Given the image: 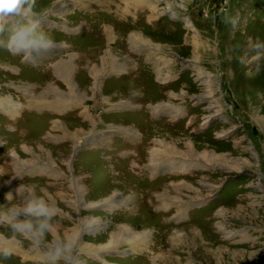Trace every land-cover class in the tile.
<instances>
[{
	"label": "rangeland",
	"instance_id": "rangeland-1",
	"mask_svg": "<svg viewBox=\"0 0 264 264\" xmlns=\"http://www.w3.org/2000/svg\"><path fill=\"white\" fill-rule=\"evenodd\" d=\"M78 1L35 0L53 47H0V203L45 188L58 231L82 232L75 264H264V0ZM71 55L72 85L54 68ZM125 226L148 231L147 248L110 243ZM10 246L0 264H42L27 239Z\"/></svg>",
	"mask_w": 264,
	"mask_h": 264
},
{
	"label": "clouds",
	"instance_id": "clouds-1",
	"mask_svg": "<svg viewBox=\"0 0 264 264\" xmlns=\"http://www.w3.org/2000/svg\"><path fill=\"white\" fill-rule=\"evenodd\" d=\"M34 2L0 0V18H14L6 28L0 27V47L12 54L27 53L32 56L33 50H47L54 46L51 34L33 11ZM232 22L235 23L234 20ZM261 47L264 43L255 44L256 49ZM24 174L16 172L14 175ZM5 200L8 203H0V226L7 232L0 234V256H11L14 249L10 245L18 237H23L39 253L42 264H75L73 253L82 232L78 234L69 229L62 233L58 231L54 219L61 214V209L45 188L20 183L15 195L11 190L5 193Z\"/></svg>",
	"mask_w": 264,
	"mask_h": 264
},
{
	"label": "bare ground",
	"instance_id": "bare-ground-1",
	"mask_svg": "<svg viewBox=\"0 0 264 264\" xmlns=\"http://www.w3.org/2000/svg\"><path fill=\"white\" fill-rule=\"evenodd\" d=\"M86 1H84V0H79L78 1V3L79 4H84ZM87 3V2H86ZM85 3V4H86ZM108 1H106L105 0V4L106 5H108ZM110 5V4H109ZM102 6H104V5H102ZM34 11V10H33ZM35 12V11H34ZM136 18V17H135ZM104 25H106V24H104ZM104 29V28H103ZM106 31H107V33L110 35V38L111 37H115V39H116V35H112V26H110V27H108V26H106ZM132 30H134L135 31V29H133V28H131ZM106 35V34H105ZM128 37L129 38H131L132 40H134V44L136 43V45L137 44H140V45H147V39L141 34V32L140 31H135L134 33H133V35L131 36V33L128 35ZM128 41H130L129 39H128ZM111 49H109V50H107V51H110ZM38 52V51H37ZM38 56V55H37ZM34 57L37 59V57L34 55ZM74 57L75 56H70V57H68L67 59H64L63 61L61 60V61H58L56 64H55V66H54V68H55V72L56 73H58V74H60V76H62V77H65V78H68L69 80H70V85H72V78H71V76L72 75H70L69 73H72V72H74V69H75V71H76V67H77V64H75V67L73 68V65H74ZM107 59L108 58H112L113 60H114V62L113 61H107L109 64H112V66L113 67H117L118 65H120L118 68H122V69H125L124 68V66H122V63L121 62H118V61H116L115 62V60H116V58L114 59V57L112 56V55H109L108 57H106ZM73 62V63H72ZM42 64V63H41ZM79 67V69H81V67H80V65H78ZM130 65H128L127 66V68L129 67ZM48 67V66H47ZM52 67V66H51ZM45 68V67H44ZM131 68H133V67H130L129 69H131ZM48 69H50V68H48ZM10 70V69H9ZM14 70L16 71V69L14 68ZM119 70H121V69H119ZM13 71V70H12ZM96 73L98 74V73H100V72H98V71H96ZM15 74V73H14ZM18 85H20L21 83H17ZM28 85V84H27ZM95 85V84H94ZM42 86V85H41ZM50 86H52V84H50ZM32 87V86H31ZM16 88V87H15ZM45 89H47V88H45ZM22 90V89H21ZM20 90V91H21ZM35 89H30L28 86H25L24 87V90L23 91H25L26 93V95L27 94H30V95H33L32 94V91H34ZM19 91V92H20ZM55 92H57V93H60V90L59 89H57V88H55ZM24 94V95H25ZM18 95V94H17ZM60 95L61 96H63V97H65V96H67V95H69V97H71L72 95H76L77 97H79V98H86L85 96L86 95H84V94H82L81 92H79V91H77V90H75V89H70L69 91L68 90H66V91H62L61 93H60ZM8 100H9V102L10 103H8V102H6V101H4V99L3 98H1V100H3L6 104L5 105H7V106H11V107H13L14 109H16V112H20V109H22L23 108V106H22V104H24V103H20L19 102V100L18 99H14L12 96H10V95H8L7 97H6ZM21 99V98H20ZM21 101V100H20ZM31 102H32V104H34V105H36V102H35V100H31ZM30 102V103H31ZM24 109V108H23ZM15 113V112H14ZM13 113V114H14ZM21 113V112H20ZM19 116V115H18ZM94 129V128H93ZM93 129H92V131H93ZM82 131H84V130H81L80 128L77 130V131H74V132H71V131H69V129L66 127V133L67 134H69V135H71V137H73V139H77V141L76 142H78L80 139H86V138H88V134L86 135V136H84V137H82V138H80V136L82 135L81 133H82ZM91 131V132H92ZM81 142V141H80ZM160 145L162 146H160L159 147V149L158 150H160V151H164L165 153H168V152H172V151H176L177 149H178V147L176 146V144L175 145H173L172 143H170V142H168L167 141V139H165V138H163V139H161L160 141ZM162 142H166L167 144H163ZM170 143V144H169ZM76 147H78V146H76ZM28 148V147H27ZM28 150V152H30V150L29 149H27ZM179 151V150H178ZM36 155V154H35ZM13 160L14 161H16L17 163H22V161L20 160V155L17 153V152H14V155H13ZM35 164V163H34ZM25 166V165H24ZM75 186V185H74ZM76 188V187H75ZM77 189V188H76ZM81 189V187L80 186H78V190H80ZM82 190V189H81ZM120 192V191H119ZM118 192V193H119ZM115 194H117V192L115 191L114 192ZM177 193V192H176ZM178 194V193H177ZM202 196V195H201ZM201 196H193V197H191V199H199V198H201ZM167 198H171V199H173V200H178V199H182V198H180L178 195H168L167 196ZM190 199V200H191ZM189 200H187V201H185V203L186 202H188ZM99 205V204H98ZM95 206V205H94ZM93 220V219H92ZM91 222V221H90ZM89 223V222H88ZM95 223V222H94ZM89 225H91V224H88V227L86 228V230L89 228L90 229V227H89ZM94 227V230H97L98 228H99V225H96V226H93ZM89 231V230H88ZM128 234V235H127ZM112 237H111V241H110V243H112V244H114L115 245V243H118L120 240H123V241H129L130 242V244H133L132 245V247H135V248H138L139 249V247L140 246H143V247H146L147 248V243H148V240H147V237L149 236V233H148V231H145V230H143V231H133L132 230V228L130 227V226H125V227H123V229L122 230H120V231H114L113 233H112V235H111ZM192 237V236H191ZM132 239H134V240H132ZM80 242V241H79ZM104 249V248H103ZM108 249V248H107ZM112 250V249H111ZM94 251V250H93ZM97 252V251H96ZM106 253V252H105ZM158 256V255H157ZM107 262V261H106Z\"/></svg>",
	"mask_w": 264,
	"mask_h": 264
}]
</instances>
